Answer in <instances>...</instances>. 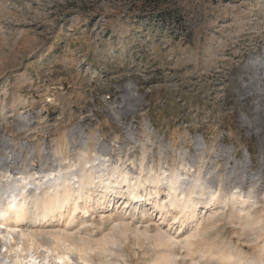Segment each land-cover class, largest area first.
Returning <instances> with one entry per match:
<instances>
[{
	"label": "rangeland",
	"instance_id": "obj_1",
	"mask_svg": "<svg viewBox=\"0 0 264 264\" xmlns=\"http://www.w3.org/2000/svg\"><path fill=\"white\" fill-rule=\"evenodd\" d=\"M261 57L264 0H0V138L24 155L45 145L60 163L77 159L66 141L82 127L89 160L102 153L100 139L119 164L145 158V175L178 166L185 151L228 194L220 149L232 158L249 152L250 166H260L264 102L253 92ZM118 197L91 202L74 231L116 236L123 264H154L160 235L171 237L178 264H264V172L248 203L200 204V227L181 226L177 211L163 214L152 199L129 208Z\"/></svg>",
	"mask_w": 264,
	"mask_h": 264
},
{
	"label": "bare ground",
	"instance_id": "obj_2",
	"mask_svg": "<svg viewBox=\"0 0 264 264\" xmlns=\"http://www.w3.org/2000/svg\"><path fill=\"white\" fill-rule=\"evenodd\" d=\"M255 63L264 66V57L256 59ZM261 77H264V71L255 77L258 84L256 91H252L262 97L258 102L259 107L264 102ZM246 87L249 90V85ZM130 96L136 97L132 90ZM134 109L131 106L128 110L131 112ZM260 114L264 116V110L260 109ZM33 118L28 115L22 120L31 124ZM263 125L264 122L257 128L262 131ZM126 129L129 135L133 134L129 124ZM69 138L66 146L70 145L72 149L77 147L78 157L76 160L66 157L60 163H56V155L48 152L45 145H41L38 152L31 149L24 155L12 149L7 137L0 138V148L3 149L0 169L5 168L0 176V264H123L121 259L124 254L115 248L119 244L116 236L108 234L94 238L87 231L80 234L81 228L74 231L75 226L85 224L78 222V215L89 213L91 202L95 201L101 207L113 195H126L125 203L130 208L134 203H150L152 199L153 206L163 214H167L169 209L177 211L178 216L173 215V218L178 219L181 226L184 225L181 219H185L196 222L200 227V204L209 206L240 199L246 204L259 190L263 178V141L259 147L258 169L250 166L252 158L249 152L243 158H232L229 150L220 149L226 157V164L230 165L227 182L234 189L224 194L222 188L214 183L213 172L205 173L203 167H195L185 151L181 152L182 161L178 166L165 168L158 174L145 175V158L139 163L119 164L113 160L106 142L100 139L95 142L94 149L97 154L102 153L96 155L93 161L89 160L90 147L84 146L82 127L72 129ZM194 143L198 151L202 144L201 135L196 137ZM37 159L38 163H34ZM183 161L190 162V166L186 168ZM141 187L145 188L144 194L139 192ZM161 191L166 192V201L161 200ZM55 224L60 227L57 228ZM126 231L124 228L123 232ZM170 238L160 235L152 241L154 250L159 253L153 260L154 264H178L169 246ZM190 240L185 243L188 250L195 245ZM231 256L223 254L225 259Z\"/></svg>",
	"mask_w": 264,
	"mask_h": 264
}]
</instances>
